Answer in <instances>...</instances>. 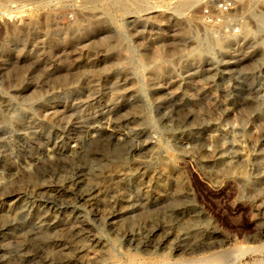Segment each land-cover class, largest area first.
<instances>
[{"label":"rangeland","instance_id":"374dc122","mask_svg":"<svg viewBox=\"0 0 264 264\" xmlns=\"http://www.w3.org/2000/svg\"><path fill=\"white\" fill-rule=\"evenodd\" d=\"M222 1L0 0V264H264V0Z\"/></svg>","mask_w":264,"mask_h":264},{"label":"bare ground","instance_id":"6f19581e","mask_svg":"<svg viewBox=\"0 0 264 264\" xmlns=\"http://www.w3.org/2000/svg\"><path fill=\"white\" fill-rule=\"evenodd\" d=\"M189 3V2H188ZM259 21H260V28H262V30L264 31V18L263 17H260L259 18ZM234 31V30H233ZM223 42V41H222ZM224 43V42H223ZM218 46V45H217ZM169 58V57H168ZM116 114V113H115ZM93 127V126H92ZM116 137V136H115ZM118 147V146H117ZM116 147V148H117ZM120 149H121V147H120ZM124 149V148H123ZM124 151V150H123ZM74 152V151H73ZM76 152V151H75ZM120 152V151H119ZM119 152H114L112 155V157L113 158H115V159H118L119 158ZM93 153V152H92ZM122 154V153H121ZM52 157V156H51ZM49 158V157H48ZM169 158V157H168ZM226 162V161H225ZM29 168V167H28ZM1 176V175H0ZM1 221V220H0ZM249 249V248H248ZM212 256V255H211ZM210 258H219V256L217 257V256H214V257H210ZM205 260V258H202V260ZM201 260V262L199 263V264H208V259L206 258V261H202ZM210 260V259H209ZM163 263V262H162ZM165 263V262H164ZM159 264H161V263H159Z\"/></svg>","mask_w":264,"mask_h":264},{"label":"built area","instance_id":"2783aa9c","mask_svg":"<svg viewBox=\"0 0 264 264\" xmlns=\"http://www.w3.org/2000/svg\"><path fill=\"white\" fill-rule=\"evenodd\" d=\"M233 3H234V0H225V1L217 3L216 7L218 10L226 12V11L230 10L231 5Z\"/></svg>","mask_w":264,"mask_h":264}]
</instances>
